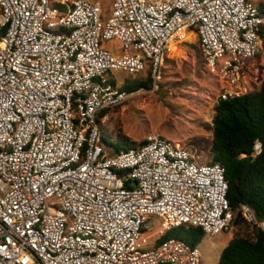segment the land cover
Instances as JSON below:
<instances>
[{"label":"built area","instance_id":"1","mask_svg":"<svg viewBox=\"0 0 264 264\" xmlns=\"http://www.w3.org/2000/svg\"><path fill=\"white\" fill-rule=\"evenodd\" d=\"M108 7L102 21L100 2L0 0V264H201L198 246L156 241L181 226L215 237L232 223L219 164L158 134L108 155L97 119L136 93L110 74L149 65L158 80L164 52L189 36L218 79L214 104L247 94L244 62L259 54L264 17L247 0ZM240 212L257 224L248 206ZM151 217L162 221L152 246Z\"/></svg>","mask_w":264,"mask_h":264},{"label":"rangeland","instance_id":"2","mask_svg":"<svg viewBox=\"0 0 264 264\" xmlns=\"http://www.w3.org/2000/svg\"><path fill=\"white\" fill-rule=\"evenodd\" d=\"M87 1L100 2L103 14L109 13L110 0ZM247 1L257 6L264 3V0ZM110 46L113 44L103 45L104 48ZM244 69V87L247 93L257 91L264 80V34L261 37L259 54L245 61ZM149 71L148 65L146 70L136 76L114 72L110 74V78L121 88L145 81ZM219 91L218 79L209 73L202 60L198 37L189 36L186 42L169 46L164 52L163 67L158 80L152 79L147 87L138 89L133 97L107 110L102 125L103 138L112 145H123V139L116 137L119 134L138 145L148 134H158L169 141L180 143L192 153L196 163L205 165L211 160L212 134L208 128ZM147 223L151 227L144 236L152 246L155 232L161 227L162 221L151 217ZM179 231L184 235L182 230ZM233 235L249 234L246 229L236 230L230 225L227 231L215 237L204 235L198 246L201 264H217L222 249Z\"/></svg>","mask_w":264,"mask_h":264},{"label":"trees","instance_id":"3","mask_svg":"<svg viewBox=\"0 0 264 264\" xmlns=\"http://www.w3.org/2000/svg\"><path fill=\"white\" fill-rule=\"evenodd\" d=\"M257 9L264 17V3L259 4ZM106 17L102 13L101 20L104 21ZM263 34L264 30H261L260 37H263ZM151 81L149 71L145 81L121 87V90L136 92L147 87ZM106 114L107 111L100 113L97 122ZM209 127L212 134L211 160L207 164L216 163L223 168L228 187L227 201L233 213L231 225L236 230L246 229L249 234L233 235L222 249L217 264H264V229L257 226L264 224V80L257 91L228 101H219L213 109ZM116 137L123 139V145L107 143L102 134L101 142L108 155L115 156L143 143L142 141L135 145L119 134ZM256 142L261 144V152L254 157L253 145ZM120 175L124 177L126 173ZM124 186L132 189L134 182L126 179ZM242 205L253 211L257 224L246 223L240 212ZM179 230H182L184 235H181ZM170 231L156 243L172 238L181 240L190 247H196L204 238L199 228L181 226Z\"/></svg>","mask_w":264,"mask_h":264},{"label":"crops","instance_id":"4","mask_svg":"<svg viewBox=\"0 0 264 264\" xmlns=\"http://www.w3.org/2000/svg\"><path fill=\"white\" fill-rule=\"evenodd\" d=\"M106 17V15H104ZM106 119V116L104 117V120Z\"/></svg>","mask_w":264,"mask_h":264},{"label":"water","instance_id":"5","mask_svg":"<svg viewBox=\"0 0 264 264\" xmlns=\"http://www.w3.org/2000/svg\"><path fill=\"white\" fill-rule=\"evenodd\" d=\"M241 200H242V198H241Z\"/></svg>","mask_w":264,"mask_h":264},{"label":"bare ground","instance_id":"6","mask_svg":"<svg viewBox=\"0 0 264 264\" xmlns=\"http://www.w3.org/2000/svg\"><path fill=\"white\" fill-rule=\"evenodd\" d=\"M176 45V44H175Z\"/></svg>","mask_w":264,"mask_h":264}]
</instances>
